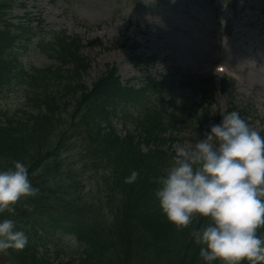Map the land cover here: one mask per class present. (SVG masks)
Listing matches in <instances>:
<instances>
[{
	"label": "clouds",
	"instance_id": "9594fccd",
	"mask_svg": "<svg viewBox=\"0 0 264 264\" xmlns=\"http://www.w3.org/2000/svg\"><path fill=\"white\" fill-rule=\"evenodd\" d=\"M194 142L173 144L172 162L159 177L155 195L162 212L177 228L194 218L206 222L192 228L206 264H261L264 262V133L238 111L223 113L220 123ZM132 170L127 182H135ZM29 165L16 160L0 170V212L15 211L23 197L35 196ZM28 235L9 217L0 219V251L23 249Z\"/></svg>",
	"mask_w": 264,
	"mask_h": 264
},
{
	"label": "rangeland",
	"instance_id": "374dc122",
	"mask_svg": "<svg viewBox=\"0 0 264 264\" xmlns=\"http://www.w3.org/2000/svg\"><path fill=\"white\" fill-rule=\"evenodd\" d=\"M40 6L44 8L47 7V13L44 12V15L49 16L48 19L52 21H56L58 23L66 22L64 17H56V15L62 13L64 9H69L70 11L74 9L78 12V18L82 22L88 23V31L97 30L96 26L102 25V28L113 27L114 24L119 22H125L128 17L133 16L135 19H149V12H152L151 8H144L143 4L147 3L149 0H143L141 4V11L139 14L134 13V9L132 8H121L122 3L126 2V4L130 7L132 4L136 3V0H37ZM187 11L189 12V17L192 15L200 16L198 12L194 10L195 5L192 3H187ZM121 9L120 13H117L118 10ZM205 8H203L204 10ZM203 10L201 12L203 13ZM181 14V15H179ZM183 16V17H182ZM162 21L163 34H178L177 26L181 21L183 22V27L186 32H189L191 25L188 22L189 17L185 14L180 13L179 11L174 12L172 10H168L165 13H162L158 16ZM152 22V21H151ZM153 24V23H152ZM75 26V24H74ZM76 29H81V27H77ZM113 36V35H112ZM187 50L185 49L183 52L176 54V58L178 62L187 66L192 63H200L203 64L206 58H203L202 55H187ZM112 56L116 58H124V52L118 51L112 54ZM202 57V58H201ZM192 62H189V61ZM264 60V59H261ZM236 68H242L243 74L246 77V84L241 86L240 92L243 95L241 97L248 98L254 97L256 95V100L258 101V106L260 110H262L264 115V62L260 60H256L253 63H249L247 59H241L237 61L234 65ZM226 97H221V104H225ZM258 130H264V122L259 123L255 122L252 126Z\"/></svg>",
	"mask_w": 264,
	"mask_h": 264
},
{
	"label": "trees",
	"instance_id": "16d2710c",
	"mask_svg": "<svg viewBox=\"0 0 264 264\" xmlns=\"http://www.w3.org/2000/svg\"><path fill=\"white\" fill-rule=\"evenodd\" d=\"M2 82V78L0 77V83ZM54 101L48 100L47 106L51 110L53 106H56ZM107 103L105 101H101V104L95 106L92 109V112L96 115L99 121L102 120V118L105 115V110H107ZM151 117L154 119L155 124L147 123L146 124V138L145 142L149 144L152 141L158 140V136L155 134L156 129H167L168 127H164L165 124L163 120L161 119V116L158 112L154 111L151 113ZM56 119L53 117V115H41L37 117L38 126L42 127L43 129L49 128V125L53 122L55 123ZM3 130L0 128V150L7 151V149L4 146V143L1 139V134ZM108 140L118 141L116 137H108ZM122 145L125 147L127 151V158L128 160L132 162L131 170H138L139 171V177L136 180L141 185L147 187V189L153 193V196H155V191L157 187L159 186V175L164 169V167H168L171 162L166 157L165 153H162L161 151H155V152H149L147 154H138L137 146L133 142V138H128L126 141L122 142ZM7 146L10 149H16V147H20L15 142L14 138H11L10 141H8ZM135 155V158L132 156ZM150 214L154 218H164L162 220L163 229H170L171 224L168 222L164 214L154 213V211L147 212V215Z\"/></svg>",
	"mask_w": 264,
	"mask_h": 264
}]
</instances>
